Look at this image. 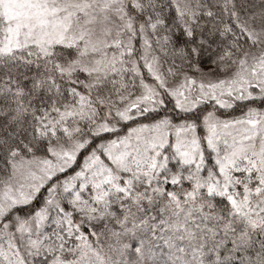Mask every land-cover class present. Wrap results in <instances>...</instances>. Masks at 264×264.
I'll list each match as a JSON object with an SVG mask.
<instances>
[{
	"label": "snow or ice",
	"instance_id": "obj_1",
	"mask_svg": "<svg viewBox=\"0 0 264 264\" xmlns=\"http://www.w3.org/2000/svg\"><path fill=\"white\" fill-rule=\"evenodd\" d=\"M0 264H264V0H0Z\"/></svg>",
	"mask_w": 264,
	"mask_h": 264
}]
</instances>
